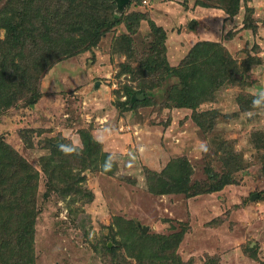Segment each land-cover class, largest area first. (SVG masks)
Returning <instances> with one entry per match:
<instances>
[{
	"label": "rangeland",
	"instance_id": "obj_1",
	"mask_svg": "<svg viewBox=\"0 0 264 264\" xmlns=\"http://www.w3.org/2000/svg\"><path fill=\"white\" fill-rule=\"evenodd\" d=\"M30 1L57 43L0 82L5 264H264V0H112L99 29L83 0ZM185 61L210 65L195 108L162 69Z\"/></svg>",
	"mask_w": 264,
	"mask_h": 264
},
{
	"label": "trees",
	"instance_id": "obj_2",
	"mask_svg": "<svg viewBox=\"0 0 264 264\" xmlns=\"http://www.w3.org/2000/svg\"><path fill=\"white\" fill-rule=\"evenodd\" d=\"M7 1V5L5 7V11L9 14L6 15L5 17H3L2 21L5 22V25L7 26V38L6 41L4 42V44H2V47L0 46V82H1V88L2 91L3 89L6 87V85L9 83L11 84L12 88H13V92L18 88L16 84H19L20 81L15 80L16 76H20L22 75V73H17V67H14V64L17 63L15 61V59L17 58H22L23 60H27L30 57H28L32 50L34 49V51L36 50H40L41 49V45L45 44V43H49V42H54L57 43V41H55L54 39H49V37L51 36H45L42 33V27L37 24V20L33 21L31 18V20H28L26 18V13L28 12V10L30 11L31 9L29 8L28 4L25 5V3L28 1L31 2L30 0H6ZM84 1V2H83ZM81 3V7L84 8V12H83V17L86 18V15L89 14L91 16L90 19L85 20L83 22L84 25H94L95 29H99L100 27L107 25V23H110L109 20L111 17L104 15V17H102L99 13H100V9H110L112 8V5H114V2L112 0H83ZM21 6H23V9H19ZM81 8V9H82ZM36 17H39V13L35 14ZM35 17V16H34ZM114 22V21H113ZM151 28L156 31L157 29H159V26H156V24L154 23L153 20H151ZM159 27V28H158ZM161 34L163 37H165L164 33L161 30ZM64 44H61V47H63L64 45H66V42H63ZM60 44V43H59ZM25 45V46H24ZM52 45V43H51ZM4 47V49H3ZM68 47H70L68 45ZM67 47V48H68ZM160 54V52H158ZM159 57V56H158ZM161 58V57H159ZM164 62V61H163ZM221 61L218 60V64ZM203 63L206 66H209L208 68H202L201 66H199V68L197 69V67H195L194 65H190L189 63H187V61H185L181 66L177 67V68H169L167 66L162 67V69H167V70H171L172 74L178 77V81L175 84L173 91L172 92H168V97L172 98L175 103H173L175 106H186V107H194V101H195V96L196 94L200 93L202 91L199 82L201 80H199L198 78H202V88L205 90L204 88V81L205 77L204 74L205 72L210 69V65L206 62L203 61ZM217 64V66H218ZM10 65L11 69L9 68V74L7 72V70L4 69V67ZM162 62L158 63L156 62V68L161 67ZM147 69H151L152 67L147 64L146 65ZM146 69V70H147ZM215 71V70H214ZM217 71V70H216ZM144 73V71L142 72ZM9 75V77H7ZM212 77H215V82L219 83L220 79V74L218 73V71L216 72V74H212ZM5 79L8 81L7 84H3V81H5ZM26 80V79H25ZM214 80V78H213ZM25 83V82H24ZM156 83V82H155ZM154 82H151V86L155 85ZM158 84V82H157ZM27 85V84H26ZM149 87L147 84L146 85H142L140 86V88L137 90V93L140 92H144L145 88ZM175 93V94H173ZM3 95H6L5 93ZM131 96V94H129V97ZM144 96L145 98H143L142 100H138L135 102V104L138 103H147L149 102V97L147 95V93L144 92ZM14 97L16 98L15 94ZM13 97V98H14ZM8 103V102H7ZM6 152V147L4 145V142L0 139V159L3 157L4 153ZM8 157L9 154H8ZM96 157H93V159ZM10 164L11 163V157H10ZM184 165H182L181 163L177 165V168L180 169L181 171H185V168L183 167ZM179 177L176 176V180H177V184L180 187V189L183 187L182 185H180V182H183V177L180 176V174L178 175ZM1 178V176H0ZM1 183L4 182V180L1 178L0 180ZM11 184H9L6 189L8 190L9 193L11 192H15V185L10 182ZM32 190V188H28V192L30 193ZM26 197H24V201H25ZM8 207V206H6ZM9 208V207H8ZM10 214V213H9ZM22 222H26V224L22 225L21 228H25L26 232L30 233V230L32 229V220H25ZM26 232H23L21 234V238H19V240L24 241L27 238ZM0 234H4V231L2 229H0ZM8 234V233H6ZM140 236H144L145 234L140 232ZM153 241H154V245L156 243H158L159 241V237H152ZM2 239V238H0ZM164 240L167 241V239L165 238ZM169 240V239H168ZM27 241V240H26ZM2 242V241H1ZM160 243V242H159ZM3 244V243H2ZM0 243V248H3V245ZM161 244V243H160ZM168 246V245H167ZM113 247L109 248L110 250ZM7 262L6 258H4L3 252L0 251V264H5ZM15 263V261H12Z\"/></svg>",
	"mask_w": 264,
	"mask_h": 264
},
{
	"label": "water",
	"instance_id": "obj_3",
	"mask_svg": "<svg viewBox=\"0 0 264 264\" xmlns=\"http://www.w3.org/2000/svg\"><path fill=\"white\" fill-rule=\"evenodd\" d=\"M119 1H125V0H119ZM192 23H193V20L190 19L189 20V26H192ZM144 97V94L143 93H139V94H136L135 95V98H143ZM145 229V228H144Z\"/></svg>",
	"mask_w": 264,
	"mask_h": 264
}]
</instances>
